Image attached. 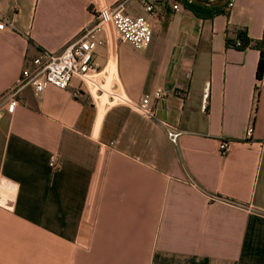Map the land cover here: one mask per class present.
<instances>
[{"label":"crops","instance_id":"obj_1","mask_svg":"<svg viewBox=\"0 0 264 264\" xmlns=\"http://www.w3.org/2000/svg\"><path fill=\"white\" fill-rule=\"evenodd\" d=\"M119 1L0 0V99ZM232 2L204 19L184 0H126L157 13L148 46L101 32L97 87L27 86L0 106V264H264V73L258 50L228 45L262 38L264 0Z\"/></svg>","mask_w":264,"mask_h":264},{"label":"built area","instance_id":"obj_2","mask_svg":"<svg viewBox=\"0 0 264 264\" xmlns=\"http://www.w3.org/2000/svg\"><path fill=\"white\" fill-rule=\"evenodd\" d=\"M203 1L213 2L216 0ZM125 2L126 0H120L111 7L99 9L96 12L94 24L84 28L80 36L59 54L43 52L33 59L31 65L22 70L17 80L1 96L0 106L3 105L6 112L12 113L17 96L27 86L33 88L36 96L48 86L66 90L73 78H78L90 88L97 87L99 70L94 62V52L103 43V40L98 37L101 32H108L109 29H112L117 40L127 42L135 49L148 46L152 40V22L157 18L154 7L145 5V15L134 16L125 10ZM232 7L233 2L231 0L227 9ZM176 8L177 5L174 6V9ZM4 29L5 22L0 17V31ZM236 45L239 46L240 43L237 41ZM78 92L75 93L76 96ZM163 95L164 93L161 90L154 93L156 99L162 98ZM110 96L113 100L121 101L120 97L118 98L114 94ZM138 111L148 118L155 117L154 111L149 106V96L142 99ZM164 129L168 141L173 145H177L180 132L174 131L169 126H164ZM250 134L251 130L249 129L246 135L249 136ZM218 150L222 156L226 155L230 150V143L220 141ZM49 167L55 170V158L50 159ZM209 199L216 200L217 197L209 195Z\"/></svg>","mask_w":264,"mask_h":264},{"label":"trees","instance_id":"obj_3","mask_svg":"<svg viewBox=\"0 0 264 264\" xmlns=\"http://www.w3.org/2000/svg\"><path fill=\"white\" fill-rule=\"evenodd\" d=\"M229 0L224 6L221 7H207V6H200L193 2H189V0H184V6L192 11L196 16L204 19H210L218 14H228L227 6ZM239 42L240 45L237 46L236 42ZM228 45H232L239 50H244L246 48H254L259 51V59L256 68V79L258 81L261 80L263 73H264V30L263 35L260 40H252L247 36L246 30H238L236 33V39L233 43H229Z\"/></svg>","mask_w":264,"mask_h":264},{"label":"water","instance_id":"obj_4","mask_svg":"<svg viewBox=\"0 0 264 264\" xmlns=\"http://www.w3.org/2000/svg\"><path fill=\"white\" fill-rule=\"evenodd\" d=\"M190 1L200 6L221 7L224 6L229 0H216L213 2H205L203 0H190Z\"/></svg>","mask_w":264,"mask_h":264},{"label":"rangeland","instance_id":"obj_5","mask_svg":"<svg viewBox=\"0 0 264 264\" xmlns=\"http://www.w3.org/2000/svg\"><path fill=\"white\" fill-rule=\"evenodd\" d=\"M102 100H105V96H103Z\"/></svg>","mask_w":264,"mask_h":264}]
</instances>
